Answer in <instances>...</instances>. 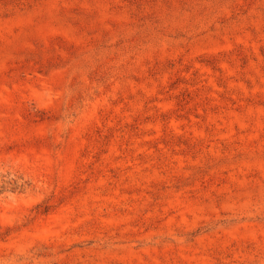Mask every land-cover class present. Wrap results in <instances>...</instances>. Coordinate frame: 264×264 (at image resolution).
I'll list each match as a JSON object with an SVG mask.
<instances>
[{
	"label": "rangeland",
	"instance_id": "1",
	"mask_svg": "<svg viewBox=\"0 0 264 264\" xmlns=\"http://www.w3.org/2000/svg\"><path fill=\"white\" fill-rule=\"evenodd\" d=\"M0 264H264V0H0Z\"/></svg>",
	"mask_w": 264,
	"mask_h": 264
},
{
	"label": "trees",
	"instance_id": "2",
	"mask_svg": "<svg viewBox=\"0 0 264 264\" xmlns=\"http://www.w3.org/2000/svg\"><path fill=\"white\" fill-rule=\"evenodd\" d=\"M25 183H18L17 180L11 181L10 179L0 178V194L8 191L22 192L25 188Z\"/></svg>",
	"mask_w": 264,
	"mask_h": 264
}]
</instances>
